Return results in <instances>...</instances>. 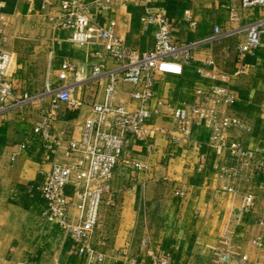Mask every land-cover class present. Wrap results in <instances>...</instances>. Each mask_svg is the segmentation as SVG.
I'll return each mask as SVG.
<instances>
[{
    "label": "crops",
    "instance_id": "0c3cea01",
    "mask_svg": "<svg viewBox=\"0 0 264 264\" xmlns=\"http://www.w3.org/2000/svg\"><path fill=\"white\" fill-rule=\"evenodd\" d=\"M5 2L10 17L2 24V40L11 53L9 73L14 91L8 108L0 111V264H18L24 259L38 264H85L69 247L50 242L31 213L12 200L10 191L18 183L38 179L41 167L48 170L64 157L67 141L80 135L93 104L103 98L106 72L119 63L105 57L101 39L85 44L73 41L71 31L49 22L38 4ZM161 6L174 25L175 39L193 44L194 60L186 63L178 58L158 70L153 97L147 104L153 112L149 124L174 127L173 109L192 104L195 89L209 83L198 73L197 65L210 57L231 74V80L223 84L239 96L233 112L253 124L249 134L239 130L232 134L264 155V35L262 46L252 54L242 55L237 49L245 40L246 26L264 16V5L244 7L241 0H162ZM142 10V6L131 4L91 8L98 25L107 26L115 20V32L136 52L155 44L154 29L141 25ZM216 26L220 34H216ZM65 59L77 64L68 78L76 83L77 102L58 110L53 129L61 137V147L51 151L33 132L50 108L51 96L45 94L21 105H14V100L24 92L44 89L47 81L57 84ZM242 59L245 70L239 72ZM94 64H102L103 73L98 77L93 76ZM135 88L129 82L118 85L116 99L130 110L140 106L131 97ZM156 144L152 152L139 142L131 148L130 158L147 163V168L132 172L120 163L114 172L112 188L118 202L102 205L95 233V242L106 252L102 264H128L131 256H146L151 251L168 255L179 264H227L221 254H230V264H240L242 258L264 264V173L246 167L237 177L228 178L224 169L233 168L234 162L216 161L204 126L196 128L189 149L175 145L174 155L167 154L170 147L162 132H156ZM14 152L17 156L12 159ZM224 185L233 189H224ZM183 187L187 194L176 195L175 190ZM248 193L253 194L254 203L245 210Z\"/></svg>",
    "mask_w": 264,
    "mask_h": 264
},
{
    "label": "built area",
    "instance_id": "2783aa9c",
    "mask_svg": "<svg viewBox=\"0 0 264 264\" xmlns=\"http://www.w3.org/2000/svg\"><path fill=\"white\" fill-rule=\"evenodd\" d=\"M29 6L39 5L40 13L55 26L71 31V38L79 44L95 39L105 43V57L114 58L119 65L107 71L108 81L100 102L93 104L91 113L85 118L80 135L72 137L65 147L64 157L53 162L50 169L41 167L38 179L22 182L11 188L10 196L31 213L37 226L50 242L57 241L61 247H69L85 264H102L106 252L100 243L95 242V233L101 223V209L104 203L115 206L117 193L112 188L116 168L124 163L132 172L148 167L147 163L132 160L131 148L139 142L151 152L157 148L156 132H162L169 143L167 154L174 155L173 147L181 145L189 149L195 141L196 128L204 126L207 142L216 155L217 162L233 161L234 167L224 169L228 178L237 177L246 167L264 173V155L259 149H252L245 139L234 136L233 130L243 134L252 132L253 124L235 112L233 107L239 101L238 94L223 83L231 80V74L222 71L213 58H206L197 65L201 76L210 81L205 87L195 89L192 104H183L172 111L174 127L167 129L149 124L153 112L147 106L153 97V86L158 70L166 63L178 58L184 62L194 60L193 44L178 42L175 39L174 25L161 6L162 0H25ZM242 6L264 5V0H241ZM118 5H139L143 7L140 22L143 28H153L154 47L143 52L127 48L115 32L116 21L107 26L94 22L93 6L112 7ZM186 15L192 18L190 10ZM10 14L6 11L5 0H0V111L8 108V98L13 95L14 80L9 73L11 53L2 40L3 22ZM220 34V27H215ZM264 35V16L246 26V37L238 44L242 55L252 54L262 46ZM97 54V53H96ZM77 69L74 60L61 62L58 82L47 81L46 92L51 96V106L36 122L33 132L40 137L49 150L61 147V137L53 129L58 110L63 106L76 104L74 93L76 83L68 78ZM245 61L239 66L244 72ZM103 73L102 64L93 65V76ZM121 82L135 85L132 99L140 106L128 109L118 102L116 94ZM32 96L24 92L16 97L14 105H21ZM17 153H12L15 159ZM202 165V164H201ZM224 189L232 190L224 185ZM176 195L184 197L186 188L175 190ZM254 196L248 193L244 209L253 206ZM230 264V254H221ZM18 264H38L30 260ZM128 264H179L168 255L153 251L148 255H135ZM240 264H253L240 259Z\"/></svg>",
    "mask_w": 264,
    "mask_h": 264
},
{
    "label": "rangeland",
    "instance_id": "374dc122",
    "mask_svg": "<svg viewBox=\"0 0 264 264\" xmlns=\"http://www.w3.org/2000/svg\"><path fill=\"white\" fill-rule=\"evenodd\" d=\"M45 92H46V88L36 89V90H31V92H29L28 95L32 96L30 99L40 98V97L43 98L45 96V94H47ZM24 260H26V259H24ZM21 261H23V260H21Z\"/></svg>",
    "mask_w": 264,
    "mask_h": 264
}]
</instances>
